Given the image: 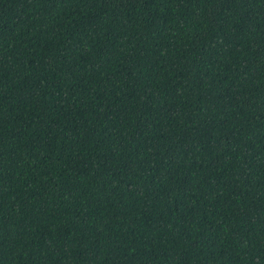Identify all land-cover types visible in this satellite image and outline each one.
<instances>
[{"label":"trees","instance_id":"16d2710c","mask_svg":"<svg viewBox=\"0 0 264 264\" xmlns=\"http://www.w3.org/2000/svg\"><path fill=\"white\" fill-rule=\"evenodd\" d=\"M0 264H264V0H0Z\"/></svg>","mask_w":264,"mask_h":264}]
</instances>
